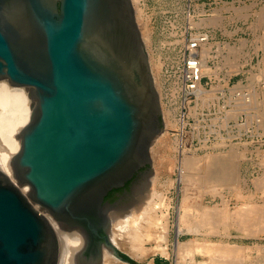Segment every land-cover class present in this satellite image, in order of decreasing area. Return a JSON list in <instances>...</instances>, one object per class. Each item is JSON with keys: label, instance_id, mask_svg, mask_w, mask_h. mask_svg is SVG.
Returning a JSON list of instances; mask_svg holds the SVG:
<instances>
[{"label": "water", "instance_id": "water-1", "mask_svg": "<svg viewBox=\"0 0 264 264\" xmlns=\"http://www.w3.org/2000/svg\"><path fill=\"white\" fill-rule=\"evenodd\" d=\"M2 80L28 89L32 114L13 176L0 169V264L59 263L47 214L83 237L72 264H107L106 254L133 264L109 241L108 216L130 212L150 185L164 129L133 1L0 0Z\"/></svg>", "mask_w": 264, "mask_h": 264}, {"label": "rangeland", "instance_id": "rangeland-1", "mask_svg": "<svg viewBox=\"0 0 264 264\" xmlns=\"http://www.w3.org/2000/svg\"><path fill=\"white\" fill-rule=\"evenodd\" d=\"M132 1L160 96L164 124V131L151 147L153 175L148 178L150 185L134 199L150 190L161 194L169 206L171 232L168 257L156 253L131 259L133 264H175L173 248L178 204L221 209L224 203L234 210L243 201L249 203L251 199L252 203L264 205V192L256 191L258 186L255 190L252 180L259 176L264 178V0ZM204 33L210 37L207 45L211 43L212 46L208 64L215 71L210 78L205 74L201 83L212 98L208 107L202 106L197 93L193 96L185 94L180 74L187 41ZM202 49L201 45L200 54ZM246 100L247 104H252L244 106ZM195 105L196 115L191 110ZM201 160L202 163L210 161L206 162L208 170L199 169ZM218 173H223L225 184L217 182ZM23 189L29 191V186L23 185ZM239 195L245 196L246 200L240 199ZM234 228L228 232L229 236L223 231L207 236L184 234L179 240L202 242L204 239L240 246L262 245L264 248V232L254 236ZM153 246L154 242L145 244L146 248ZM118 250L131 257L122 249ZM261 250V253L253 250L252 259L264 260V249ZM194 257L192 263L189 258L184 264L207 260L199 253Z\"/></svg>", "mask_w": 264, "mask_h": 264}, {"label": "bare ground", "instance_id": "bare-ground-1", "mask_svg": "<svg viewBox=\"0 0 264 264\" xmlns=\"http://www.w3.org/2000/svg\"><path fill=\"white\" fill-rule=\"evenodd\" d=\"M200 22L201 21H199L198 23ZM198 23L197 25H199ZM211 23L216 24V21L215 22L212 21ZM197 35L199 36H197L196 39H198L199 41L202 40L201 34H197ZM203 36L205 39V41L201 43L203 49L201 50V54L197 52V55L201 56L199 61V69L202 76L207 74L209 75L210 78L212 73L215 75L214 73L215 71L212 70V68L208 64L212 46L211 43L209 44L210 46H208L206 41L210 37L209 36H208L209 38L206 37L207 36L206 34ZM205 44L207 46L204 48ZM211 58L213 57L211 56ZM235 66L236 65H234L233 68ZM237 70L240 71L239 69ZM227 73L230 72L227 71ZM255 79L257 80V78ZM195 92L200 98V101L202 102V106L206 105L208 107V103L212 99L210 98L208 91L205 90L201 84H199ZM31 104H32V99L30 98L29 91L27 88L12 86L6 80L0 81V169H2L5 173L11 176H13L11 161L12 158L16 155V153L20 149L21 146L20 133L22 128L30 120L32 114ZM248 104H247V100L246 103L243 101L244 106L245 105L247 106ZM191 110L193 111L192 113L196 115V111H195L196 105ZM225 112L227 113V111ZM181 121H182V127L184 128L185 123L183 122V119ZM183 149L184 148H182V150ZM182 154L184 155V152H182ZM196 160L198 159L196 158ZM206 162L202 163L201 160V165L199 164L200 168L199 167L198 168L208 170L207 169L208 166L206 165ZM223 173L225 174V171ZM223 173H218L217 174L218 176L216 177L217 182H219L221 185L226 183L224 175H222ZM229 174H231V171ZM232 178L233 177H231V179ZM256 178L257 177H255V179ZM255 179H252L254 180V184L256 187V188L254 187L255 190L257 189L258 186L259 190L257 189L256 191L261 190V192L262 191L264 192V178H262V176L261 177L259 176V179L258 178L256 180ZM150 191L149 193L146 192L143 195L137 197L138 199L135 200L136 206L130 212L124 215H119L113 210L109 213L108 216L111 226V228L108 229L109 241L115 248L122 249L123 251L127 252L131 257L134 258H142L143 256L153 255L156 253H160L161 255H166L168 257L169 236L171 232V221H170L171 215L167 211L169 206L168 203L167 204L165 203V198L161 196V194L159 195L156 194L154 191L153 192ZM248 196H250L251 198L252 194ZM244 198L246 200L245 196L242 195L240 196V199H244ZM247 199H249V197ZM249 200H248L249 203H244L243 201V204L242 205L239 204L241 206L239 207L237 206L238 208L236 209L234 208V210L229 209V206L224 203H222L224 206L221 209L217 207L200 209V208H192L185 206L183 207L178 204L176 208L177 215H176V221H175L176 223L174 229L176 231V240L174 242L175 244L173 248V252H174L173 255L175 256V260H176L175 264H184L186 259L189 258H190V262L192 263L196 259L194 257L195 254L198 253L201 256H203L204 259L206 258L207 260L206 261L202 260L201 262L198 263L196 262L197 264H264V260L262 259H258V260L255 258L252 259V251L258 250L259 253L260 252L259 250L264 249L261 248L262 245L240 246L236 244L232 245L231 243H222V242L214 243L209 241L207 242L204 239H202L203 240L202 242L200 241L201 243L194 240H189L186 242H182L179 240V238L184 234L186 235L194 234V236L196 235L207 236L209 234L214 235L215 233L217 234L223 231L227 233L226 235L229 236L230 233L228 232L231 230V228L233 229V227H235L237 230L245 232V234L254 235V236L258 235L261 232H264V205L261 204L257 205L256 202L252 203ZM223 202L227 203L224 200ZM47 216L52 222V225L54 226V229L58 235V239L60 242V256H59L58 264H72V256L75 255L83 247L84 244L83 237L78 232L75 231L68 232L64 230L62 227H60L59 223L55 222L48 214ZM119 219L120 221H118ZM146 242H154L155 246L151 248H146L147 247V246L145 247ZM261 251L263 253V250ZM106 263L128 264L127 262L117 259L109 254H106Z\"/></svg>", "mask_w": 264, "mask_h": 264}, {"label": "built area", "instance_id": "built-area-1", "mask_svg": "<svg viewBox=\"0 0 264 264\" xmlns=\"http://www.w3.org/2000/svg\"><path fill=\"white\" fill-rule=\"evenodd\" d=\"M204 34H201V39H196L197 36L187 41L182 55L183 65L181 68V79L183 82V90L187 96L196 94L199 84L202 83L203 77L199 69L200 56L197 55L201 47V43L205 41ZM207 37V36H206ZM207 41V40H206Z\"/></svg>", "mask_w": 264, "mask_h": 264}, {"label": "flooded vegetation", "instance_id": "flooded-vegetation-1", "mask_svg": "<svg viewBox=\"0 0 264 264\" xmlns=\"http://www.w3.org/2000/svg\"><path fill=\"white\" fill-rule=\"evenodd\" d=\"M145 170V169H144ZM143 170V171H144ZM140 178V175H137L132 181L128 182L124 187L118 189L115 193H114V200L113 201H110V200H106L105 198V201H110V202H115L123 197H125L126 193L127 192H130L131 191V188L134 184V182H137V180Z\"/></svg>", "mask_w": 264, "mask_h": 264}, {"label": "trees", "instance_id": "trees-1", "mask_svg": "<svg viewBox=\"0 0 264 264\" xmlns=\"http://www.w3.org/2000/svg\"><path fill=\"white\" fill-rule=\"evenodd\" d=\"M118 189H115V190H112L106 197V200H110V201H113L115 198H114V193L117 191Z\"/></svg>", "mask_w": 264, "mask_h": 264}]
</instances>
